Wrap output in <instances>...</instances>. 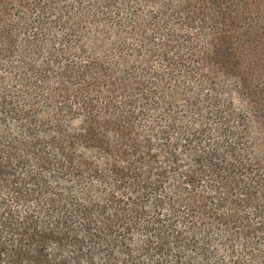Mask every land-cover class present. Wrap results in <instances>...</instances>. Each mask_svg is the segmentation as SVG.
I'll list each match as a JSON object with an SVG mask.
<instances>
[{
	"label": "trees",
	"instance_id": "1",
	"mask_svg": "<svg viewBox=\"0 0 264 264\" xmlns=\"http://www.w3.org/2000/svg\"><path fill=\"white\" fill-rule=\"evenodd\" d=\"M180 1L171 17L206 36L192 48L196 69L209 82L219 75L210 58L237 71L242 107L187 99L217 124L183 130L178 88L131 75L102 42L54 84L39 74L19 100L0 92V264H224L210 249L220 232L264 264V0ZM11 7L0 0V60L14 53Z\"/></svg>",
	"mask_w": 264,
	"mask_h": 264
},
{
	"label": "rangeland",
	"instance_id": "2",
	"mask_svg": "<svg viewBox=\"0 0 264 264\" xmlns=\"http://www.w3.org/2000/svg\"><path fill=\"white\" fill-rule=\"evenodd\" d=\"M115 1L111 7L103 8L95 0H9L12 7L6 21L14 25V53L0 60V92L19 100L25 89L30 88V93H34L28 80H40L39 74L56 83L57 71L66 63L82 65L95 53L93 42H99L105 47L113 46L116 55L122 52V60L128 62L131 75L140 73L148 79L152 75L164 94L170 88H178L175 115L177 125L183 130L197 128L201 122L208 127L217 124L216 116L200 119L195 108L186 106L187 99L204 108L212 107L213 111L218 105L214 99L236 110L242 107V100L235 93L242 83L237 71H229L217 59L210 58L209 63L218 67L219 75L209 82L201 70L196 69L192 48L203 47L206 36L198 22L182 26L180 20L171 17L180 0H174L167 7L164 0ZM102 12L112 18L106 20L99 15ZM103 54L102 51L97 53ZM30 64L34 65L35 72ZM148 115L150 121L158 120L160 126L167 123L165 116L160 119L161 115L151 109ZM245 116L249 118L247 113ZM8 126L16 130L12 120L8 121ZM203 140V145L207 144L210 136ZM226 237L227 234L221 232L212 234L210 249L217 256L215 263L218 258L224 264H232V250L241 256L242 264H249L250 256L241 252L238 243L230 246L223 243ZM176 250L174 246L172 252Z\"/></svg>",
	"mask_w": 264,
	"mask_h": 264
}]
</instances>
